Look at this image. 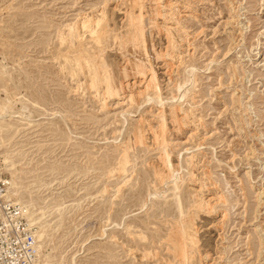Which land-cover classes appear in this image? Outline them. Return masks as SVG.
<instances>
[{"label":"rangeland","instance_id":"1","mask_svg":"<svg viewBox=\"0 0 264 264\" xmlns=\"http://www.w3.org/2000/svg\"><path fill=\"white\" fill-rule=\"evenodd\" d=\"M135 1L0 0V170L45 202L53 264H178L174 194L191 264H264V0Z\"/></svg>","mask_w":264,"mask_h":264},{"label":"bare ground","instance_id":"2","mask_svg":"<svg viewBox=\"0 0 264 264\" xmlns=\"http://www.w3.org/2000/svg\"><path fill=\"white\" fill-rule=\"evenodd\" d=\"M138 1V0H137ZM137 1H135V4H137ZM141 2V1H140ZM132 3V2H131ZM139 3V2H138ZM128 12V11H127ZM140 12V11H139ZM138 16V15H137ZM129 17V16H128ZM142 17V16H141ZM159 17V16H158ZM133 19V18H132ZM131 19V20H132ZM152 21V20H151ZM150 21V22H151ZM133 22L134 21H132V25H134L133 24ZM140 22V21H139ZM136 23V22H135ZM94 24V23H93ZM96 24H98V23H96ZM136 25V24H135ZM141 25V24H140ZM99 26V25H98ZM131 26V25H130ZM138 26V25H137ZM87 27V26H86ZM105 27H107V25L105 26ZM137 28V27H136ZM139 28H141L140 26H139ZM138 28V29H139ZM101 29V28H100ZM103 29V28H102ZM105 29V28H104ZM103 29V30H104ZM70 30V29H69ZM76 30V29H75ZM92 30V29H91ZM90 30V31H91ZM94 30V29H93ZM95 31V30H94ZM140 31V33H141V30H139ZM99 32H100V30H99ZM106 32H107V34H108V31H107V29H106ZM106 32H105V30H104V33H105V35H107L106 34ZM71 33H73V32H71ZM95 33H97L96 31H95ZM103 32L102 33H100V34H104ZM70 34V33H69ZM75 34H76V32H75ZM99 34V35H100ZM110 34H111V32H110ZM142 34V33H141ZM143 35V34H142ZM142 35H141V37H142ZM69 36V35H68ZM71 36H73V35H71ZM104 36V35H103ZM102 36V37H103ZM146 36V35H145ZM101 37V38H102ZM120 38V37H119ZM71 39V38H70ZM69 39V40H70ZM141 39H143V38H141ZM75 40V39H74ZM135 40V39H134ZM144 40H146V39H144ZM143 41V40H142ZM72 42V41H71ZM140 43V42H139ZM104 44V43H103ZM135 44V43H134ZM134 44H132V45H134ZM141 44V43H140ZM139 44V45H140ZM142 46H144V45H141V47ZM136 48V47H135ZM144 48V47H143ZM133 49V48H132ZM147 49V48H146ZM81 50V49H80ZM80 50H78V51H80ZM132 51V50H131ZM134 51V50H133ZM103 52H104V50H103ZM137 52V51H136ZM82 53V52H81ZM102 53V52H101ZM130 53V52H129ZM143 54H146V53H143ZM172 54V53H171ZM130 56V55H129ZM144 56V55H143ZM132 59V58H131ZM107 60V59H106ZM141 60V59H140ZM94 61V60H93ZM143 61V60H142ZM88 62V61H87ZM94 63V62H93ZM80 64V63H79ZM97 64V63H96ZM145 64V63H144ZM144 64H142V65H144ZM104 66V65H103ZM149 66V65H148ZM102 67V66H101ZM135 67V66H134ZM133 67V68H134ZM142 67V66H141ZM104 68V67H103ZM109 68H110V66H109ZM108 68V69H109ZM136 68V67H135ZM134 68V69H135ZM138 68V67H137ZM142 68H144V67H142ZM146 68V67H145ZM87 69V68H86ZM131 69V68H130ZM154 68L152 67L151 68V66L149 67V69H147V70H144L143 69V71L141 70V71H139L140 73H142V77H143V74H144V76L145 75H147L148 74V76L150 75L151 77H150V80H149V83H148V86L146 87V88H151V87H153V90H155V92L156 91H158V85H157V83H156V75H155V72H154V70H153ZM125 70V69H124ZM100 71V70H99ZM107 71V70H106ZM93 72V71H92ZM131 73L133 74V72L131 71ZM139 73V74H140ZM108 74H109V72H108ZM126 74V73H125ZM95 75H97V74H95ZM141 75V74H140ZM109 76V75H108ZM111 77V76H110ZM114 77V76H113ZM136 77V76H135ZM104 81H105V83H106V79H104ZM104 81H103V83H104ZM118 81H119V79H118ZM110 82V81H109ZM113 83V82H112ZM94 84V83H93ZM92 84V85H93ZM96 84V83H95ZM111 84V83H110ZM108 82H107V89H106V93L108 94V95H115V94H117L118 92L117 91H115L116 89H114L111 85H110ZM118 85V84H117ZM105 87V86H104ZM178 88V87H177ZM147 90V89H146ZM182 90V89H181ZM119 91V90H118ZM105 93V92H104ZM145 93V92H144ZM156 95H157V93H156ZM110 96V97H111ZM181 97V96H180ZM183 98V97H182ZM181 98V99H182ZM160 99V98H159ZM151 100V99H150ZM160 102V101H159ZM175 111V110H174ZM1 115V114H0ZM5 115V114H4ZM4 117H6V115L4 116ZM3 118V117H2ZM138 131V130H137ZM161 132H162V130H161ZM165 132V131H164ZM164 132H163V134H162V137H163V135H164ZM166 133V132H165ZM136 134V133H135ZM141 134V133H140ZM139 137V136H138ZM164 137H165V135H164ZM162 138V140H161V143H160V145H164V147L167 145V142L168 141H166L165 140V138ZM136 138V137H135ZM136 140V139H135ZM140 140V139H139ZM138 140V141H139ZM137 141V142H138ZM140 145H141V142H140ZM139 146V145H138ZM142 146V145H141ZM161 146V147H162ZM166 149V148H165ZM168 149V148H167ZM166 149V150H167ZM163 157H164V159H163V161H164V163L166 164V166L167 167H169V168H171V162H170V156H169V153L166 151L165 152V155H163ZM162 157V158H163ZM125 158H126V156H125ZM126 161V160H125ZM162 161V162H163ZM5 163L7 164V166L9 167V169H11V170H13L14 168H15V162L14 161H12L11 159H8V158H5ZM128 163V162H127ZM163 163V164H164ZM164 164V165H165ZM127 165V164H126ZM173 165V164H172ZM177 166V165H176ZM166 167V168H167ZM155 173V172H154ZM178 175H179V173H178ZM161 176V175H160ZM174 175H168V180H170V179H173V178H175V177H173ZM181 176V175H180ZM180 176H178V177H180ZM159 177V176H158ZM164 177H165V175H164ZM160 178H163L162 176L160 177ZM164 179V178H163ZM158 180V179H157ZM161 180V179H160ZM23 181H21V179H20V177H18V175L16 174V173H14L13 175H12V179H11V187H10V197L11 198H13L16 202H18L19 204H21L22 206H26L29 210H30V215H31V219H32V221H33V223L35 224V225H37V227H38V229H39V232H38V240H39V245H38V248H39V260L37 261V263L36 264H53L52 263V260L53 259H51L50 258V255L49 254H47V255H44L43 254V252H44V239L46 238V233H45V230H44V225L42 224V223H44V224H46V222H44L46 219V212H45V210H46V205L44 204L45 202H42V200H37V199H35L32 195H31V193H29V190H27V188H25L24 187V185H23V183H22ZM170 182H171V180H170ZM172 183L174 184V187L172 188V190H178V185H177V183H176V180L174 179V181H172ZM162 184H164V183H162ZM29 186V185H28ZM30 187V186H29ZM31 189H33V188H31ZM118 189V188H117ZM155 189V188H154ZM163 195V194H162ZM161 195V196H162ZM149 196V195H148ZM151 196L152 197H158V193L157 192H155V193H153L152 192V194H151ZM160 196V197H161ZM164 196V195H163ZM162 196V197H163ZM38 197V196H37ZM181 197V196H180ZM180 197H178L176 194H174L173 195V200H174V202L176 203V207H177V209H175V210H178L179 211V215L180 216H184V219L182 220V218H181V220L182 221H180V220H178V221H175V222H173L172 220V225L170 226V228H169V232L167 233L168 234V236H167V239H166V242H167V244H168V251L167 252H170L172 255H173V257L175 258L174 259V261L176 260L177 261V263L178 264H191V260L193 259V255H194V248H195V246H196V244H197V240L195 239V235H194V233L192 232V230L193 229H191V224L193 223V217L195 216V214H194V211L192 212V208H189V209H192L191 210V212L192 213H188V209H186L187 207H185L184 205L185 204H183V202H182V200L180 199ZM159 198V197H158ZM201 202V201H200ZM174 203V204H175ZM202 205H203V203L201 202L200 204H196L195 205V203L193 204V207L195 206V212L196 211H198V210H202ZM192 206V205H191ZM49 208H50V206H49ZM209 209H210V207H209ZM51 210V209H50ZM200 210V211H201ZM52 212V211H51ZM199 213V212H198ZM188 214V215H187ZM196 215H198L197 214V212H196ZM50 216V215H49ZM127 217V216H126ZM195 218H196V216H195ZM45 219V220H44ZM179 219V218H178ZM174 220V219H173ZM54 221V220H53ZM195 222V221H194ZM51 223V222H50ZM120 224V223H119ZM119 224H115L114 223V225L116 226V227H118L119 226ZM167 224H169V223H167ZM127 225V224H126ZM125 225V226H126ZM49 226V225H48ZM121 226V225H120ZM129 227H130V225H129ZM47 228V227H46ZM54 230V229H53ZM44 231V232H43ZM128 231V230H127ZM105 233V232H104ZM103 233V234H104ZM130 233V232H129ZM140 234V233H139ZM105 235V234H104ZM129 235V234H128ZM113 235H111V236H109L110 237V240H112V242L114 241H116L117 242V238L115 237V236H113ZM142 237V236H141ZM140 238V237H139ZM50 239V238H49ZM143 239V238H142ZM141 238H140V240H142ZM145 239V238H144ZM83 246V245H82ZM121 246V245H120ZM51 248V247H50ZM81 249V248H80ZM116 251H118V250H116ZM127 253V252H126ZM145 253H148V252H145ZM70 254V253H69ZM68 254V255H69ZM128 254V253H127ZM126 254V255H127ZM154 254V253H153ZM129 256V255H128ZM131 256V255H130ZM154 256V255H153ZM64 257L65 256H63L62 258L64 259ZM77 257H78V252L77 253H72V254H70V256H69V261H70V264H76V260H77ZM145 257V256H144ZM66 258V257H65ZM146 258V257H145ZM115 259V258H114ZM142 260H143V258H142ZM171 261V260H170ZM169 263V262H168ZM167 263V264H168ZM169 264H171V262L169 263ZM174 264V263H173Z\"/></svg>","mask_w":264,"mask_h":264},{"label":"built area","instance_id":"3","mask_svg":"<svg viewBox=\"0 0 264 264\" xmlns=\"http://www.w3.org/2000/svg\"><path fill=\"white\" fill-rule=\"evenodd\" d=\"M10 183L0 170V264H36L39 229L30 210L10 197Z\"/></svg>","mask_w":264,"mask_h":264}]
</instances>
